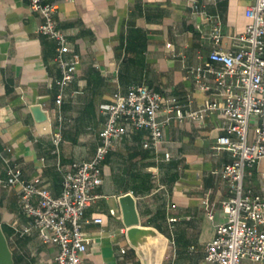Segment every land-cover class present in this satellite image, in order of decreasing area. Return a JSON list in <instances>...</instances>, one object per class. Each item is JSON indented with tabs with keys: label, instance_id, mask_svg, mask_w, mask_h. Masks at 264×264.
<instances>
[{
	"label": "crops",
	"instance_id": "1",
	"mask_svg": "<svg viewBox=\"0 0 264 264\" xmlns=\"http://www.w3.org/2000/svg\"><path fill=\"white\" fill-rule=\"evenodd\" d=\"M252 1L59 0L55 17L81 60L58 105L55 41L38 31L41 17L29 0H0V149L10 148V163L23 177H40L59 194L58 161L70 164L95 154L106 119L104 104L118 88L145 83L161 91L165 101H180L185 109L220 98L187 76L188 68L206 60L212 48L207 37L211 24L193 12L191 2L221 18L222 46L229 48L233 35L249 21L245 9ZM35 104L47 111L46 120H36L31 109ZM59 114L64 120L57 155L51 150V136ZM225 125L219 112L202 119L174 117L157 148L143 146L144 130L118 141L104 160L103 183L96 190L100 196L86 211L90 221L84 224L88 249L83 264H142L122 218L119 196L126 192L136 197L141 223L167 237L161 264H204V244L214 236L216 224L226 219L221 201L229 190L220 170L233 156L214 148ZM7 166L0 156V224L13 264H55L57 245L44 242L35 229L22 236L16 231L30 217L21 207L20 184L4 183ZM245 184L264 194V158L247 169ZM206 196L213 217L203 202ZM99 216L101 222L92 220Z\"/></svg>",
	"mask_w": 264,
	"mask_h": 264
},
{
	"label": "built area",
	"instance_id": "2",
	"mask_svg": "<svg viewBox=\"0 0 264 264\" xmlns=\"http://www.w3.org/2000/svg\"><path fill=\"white\" fill-rule=\"evenodd\" d=\"M29 2L41 17L38 31L56 43L54 62L60 74L55 79V100L60 105L76 75L81 54L55 17L59 0ZM191 6L193 12L211 24L207 37L212 48L206 60L188 68L187 76L198 88L216 92L220 98H210L196 109H185L180 101H165L161 91L145 83L118 88L113 100L104 104L106 119L95 154L70 164L58 161L62 173L59 194H54L40 177H23L21 169L10 163V148L0 149V156L8 163L4 183L20 184L21 207L30 217L16 231L22 236L35 229L44 242L57 245L55 264H83V254L88 249L84 224L90 221L86 211L100 196L96 190L103 183L104 160L118 141L136 130H144L143 146L157 148L172 118L202 119L213 112H219L226 121L214 148L229 150L233 159L220 170L229 190L221 201L226 219L216 224L214 236L204 244V264L264 262V194L245 184L247 169L264 158V0H253L247 5L245 14L249 21L244 30L233 35L229 48L222 46L225 34L221 18L209 14L198 2H191ZM162 111L166 116H160ZM63 120L59 114L51 136V150L57 155L61 152ZM157 171H153L156 179ZM203 202L213 217L209 197ZM110 213L116 214V209L110 208ZM92 220L101 222L103 218Z\"/></svg>",
	"mask_w": 264,
	"mask_h": 264
},
{
	"label": "water",
	"instance_id": "3",
	"mask_svg": "<svg viewBox=\"0 0 264 264\" xmlns=\"http://www.w3.org/2000/svg\"><path fill=\"white\" fill-rule=\"evenodd\" d=\"M31 109L35 114L37 121H44L48 118L47 111L44 110L40 104L32 105ZM119 203H120L123 222L127 226V237L130 243L135 247L137 253L139 254L142 264H145V262L143 261L141 252L138 248L137 236L146 229H149L161 235L164 241V249L159 262V264H161V260L167 243V237L162 232H160L155 226L145 225L141 223L140 214L137 208V200L132 192H126L121 194L119 196ZM0 264H13L12 251L9 247L7 237L5 235V232L3 231L1 224H0Z\"/></svg>",
	"mask_w": 264,
	"mask_h": 264
},
{
	"label": "bare ground",
	"instance_id": "4",
	"mask_svg": "<svg viewBox=\"0 0 264 264\" xmlns=\"http://www.w3.org/2000/svg\"><path fill=\"white\" fill-rule=\"evenodd\" d=\"M137 244L145 264H159L164 249L159 233L146 229L137 236Z\"/></svg>",
	"mask_w": 264,
	"mask_h": 264
}]
</instances>
